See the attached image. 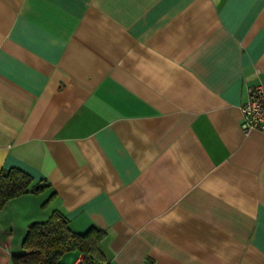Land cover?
Masks as SVG:
<instances>
[{"label":"crops","instance_id":"obj_1","mask_svg":"<svg viewBox=\"0 0 264 264\" xmlns=\"http://www.w3.org/2000/svg\"><path fill=\"white\" fill-rule=\"evenodd\" d=\"M257 84L264 0H0V169L50 183L0 204V264L57 208L110 264H264Z\"/></svg>","mask_w":264,"mask_h":264},{"label":"trees","instance_id":"obj_2","mask_svg":"<svg viewBox=\"0 0 264 264\" xmlns=\"http://www.w3.org/2000/svg\"><path fill=\"white\" fill-rule=\"evenodd\" d=\"M45 179L36 180L28 172L12 166L0 169V204L25 193H39L49 187ZM52 195L44 204L50 201ZM107 230L92 225L85 232L71 228L70 218L62 209H54L45 220L30 223L23 239L24 252L12 255V264H62L71 251L83 254L82 263L105 259L102 242Z\"/></svg>","mask_w":264,"mask_h":264},{"label":"built area","instance_id":"obj_3","mask_svg":"<svg viewBox=\"0 0 264 264\" xmlns=\"http://www.w3.org/2000/svg\"><path fill=\"white\" fill-rule=\"evenodd\" d=\"M249 97L240 105L242 113V127L246 133L257 129L264 131V86L257 84L249 88ZM73 264H83L79 259ZM91 264H110L97 260Z\"/></svg>","mask_w":264,"mask_h":264}]
</instances>
